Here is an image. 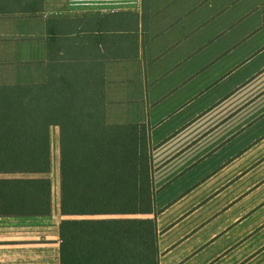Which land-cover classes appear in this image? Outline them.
<instances>
[{
	"label": "crops",
	"instance_id": "1",
	"mask_svg": "<svg viewBox=\"0 0 264 264\" xmlns=\"http://www.w3.org/2000/svg\"><path fill=\"white\" fill-rule=\"evenodd\" d=\"M245 2L162 29L147 0H44L37 16L0 18V84L90 68L101 128L148 137L154 212L138 217L157 222L160 264H264V0ZM65 218L60 201L0 217V264H60Z\"/></svg>",
	"mask_w": 264,
	"mask_h": 264
},
{
	"label": "trees",
	"instance_id": "2",
	"mask_svg": "<svg viewBox=\"0 0 264 264\" xmlns=\"http://www.w3.org/2000/svg\"><path fill=\"white\" fill-rule=\"evenodd\" d=\"M43 1L0 0V18L37 16ZM47 71L0 84V217L52 214L50 130L89 127L60 139V264H160L157 222L138 217L154 212L148 137L101 128L105 84L90 68Z\"/></svg>",
	"mask_w": 264,
	"mask_h": 264
},
{
	"label": "rangeland",
	"instance_id": "3",
	"mask_svg": "<svg viewBox=\"0 0 264 264\" xmlns=\"http://www.w3.org/2000/svg\"><path fill=\"white\" fill-rule=\"evenodd\" d=\"M209 1V0H208ZM246 0H225L222 3L213 2L207 0L198 2L193 0V2L187 0H149V13L148 18H150L149 27L154 29L170 28L177 26V23L181 22L178 20L183 13H197V12H207L211 14V19L213 21L217 20L221 14L233 13L235 11L247 12L256 6L255 3L245 2ZM245 6L243 9H241ZM264 6V5H262ZM221 12V14H217ZM176 14H179L178 16ZM217 14V15H216ZM72 131L63 130L61 127H52L50 130L51 136V153H52V170L50 173V178L53 184V203L57 205L60 201V186H61V175H60V139L65 135H78V134H90L93 132L92 128L82 127L75 128ZM13 177V176H9ZM106 218L104 216L96 218Z\"/></svg>",
	"mask_w": 264,
	"mask_h": 264
}]
</instances>
